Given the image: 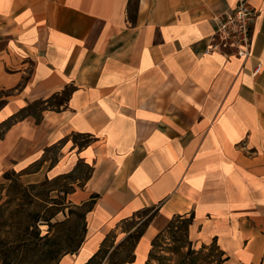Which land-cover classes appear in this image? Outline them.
<instances>
[{
	"label": "crops",
	"instance_id": "crops-1",
	"mask_svg": "<svg viewBox=\"0 0 264 264\" xmlns=\"http://www.w3.org/2000/svg\"><path fill=\"white\" fill-rule=\"evenodd\" d=\"M247 2L244 58L214 35L237 0H0V176L88 170L69 192L91 202L84 237L59 264L146 222L124 263L144 264L174 215L221 264H264V0Z\"/></svg>",
	"mask_w": 264,
	"mask_h": 264
},
{
	"label": "rangeland",
	"instance_id": "rangeland-1",
	"mask_svg": "<svg viewBox=\"0 0 264 264\" xmlns=\"http://www.w3.org/2000/svg\"><path fill=\"white\" fill-rule=\"evenodd\" d=\"M64 97L62 93L48 97L46 104L30 103L27 110L36 111L45 105L59 109ZM2 102L0 96V107ZM72 138L84 140L77 135ZM87 171L79 165L66 179L44 176L36 182H28L11 171L6 177L0 176V249L5 250L0 254V264H59L65 252L74 249L84 235V208L72 203L69 192L80 184ZM156 224L159 237L153 240L147 264H186L180 254L188 248L200 251L188 256V264H219L217 247H201L202 243L189 241L182 220L160 217ZM112 251L93 264H120L130 256L129 246Z\"/></svg>",
	"mask_w": 264,
	"mask_h": 264
},
{
	"label": "trees",
	"instance_id": "trees-1",
	"mask_svg": "<svg viewBox=\"0 0 264 264\" xmlns=\"http://www.w3.org/2000/svg\"><path fill=\"white\" fill-rule=\"evenodd\" d=\"M7 172H9V171H7ZM7 172H5L2 176L6 177ZM11 172L16 173L14 171H11ZM73 173L74 172L68 173V174H66L60 178L66 179L68 177H71ZM16 174L19 176L18 173H16ZM90 204H91V202H89L88 204L82 203V204L78 205V206H82L84 208L83 209V217H84V212H85L86 208L89 207ZM173 219H179V220H182V222H184V225L186 226V232L188 235V227H189V225L193 219L192 215H190V216L174 215L168 221H171ZM45 220L47 221L48 219H45ZM145 224H146V222H144L143 224H140L133 232L129 233L123 240H121L119 243H116V244H115V240L113 238V235L112 234L107 235V237H105L104 240L102 241L100 247L82 264H93L94 262L101 261L105 256L108 257L113 252L112 251L113 249H116V248L123 249L124 247H128V246L130 247V256L128 259L122 260L120 264H124L125 262L131 261L133 259V247L135 245L137 238L142 233V230H143V227ZM169 226L170 225H168V227ZM84 232H85V223H84ZM83 237H84V235H83ZM158 237H159V233L157 232L156 235L151 240L148 255H147V258H146V261L144 264L148 263V260L152 254V246H153V242H154L153 240L157 239ZM188 239H189V241H193L189 237H188ZM82 240H83V238L76 244L74 249L66 251L65 254L66 253H73L74 251H76L77 248L80 246ZM208 244H214L217 247L219 254H220L219 264H221L222 261L224 259H226L225 252L216 244L215 240H212ZM204 245H206V244L202 243L201 247H204ZM180 247H182V246H180ZM177 251H178V253H181L180 248H178ZM4 252H5V250L0 249V254L1 253L3 254ZM193 253L200 254V251L188 248L187 251L182 252L180 254L181 259H183L182 262L188 264V262H186V259L188 258V256L190 254H193Z\"/></svg>",
	"mask_w": 264,
	"mask_h": 264
},
{
	"label": "built area",
	"instance_id": "built-area-1",
	"mask_svg": "<svg viewBox=\"0 0 264 264\" xmlns=\"http://www.w3.org/2000/svg\"><path fill=\"white\" fill-rule=\"evenodd\" d=\"M255 12L249 6L247 0H237L234 10L217 20L214 35L219 42H227L235 54L247 58L251 56L250 28L254 20ZM219 42L208 50L217 48ZM259 64L256 70L259 68Z\"/></svg>",
	"mask_w": 264,
	"mask_h": 264
}]
</instances>
